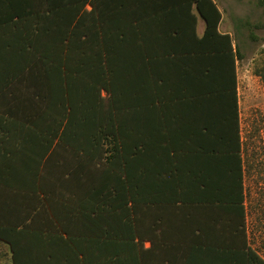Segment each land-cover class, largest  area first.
Here are the masks:
<instances>
[{
  "label": "crops",
  "instance_id": "1",
  "mask_svg": "<svg viewBox=\"0 0 264 264\" xmlns=\"http://www.w3.org/2000/svg\"><path fill=\"white\" fill-rule=\"evenodd\" d=\"M213 1L221 13L218 31L232 37L234 48L236 28L225 20L223 10ZM86 8L91 6L87 4ZM114 15L124 16L120 11ZM135 15L139 19L147 18V24L139 20V31L149 32L151 36L167 31V40L159 37L155 42L149 38L147 48L153 50L187 51L194 42L193 31L200 37L206 26L195 6L190 12L184 9L152 14L139 6ZM140 44L146 47V42ZM183 53L173 55L178 58L167 63L159 62L161 73H165L160 77L165 82L157 81L154 88L167 98L169 106L137 113V137L144 139L136 141L137 185L91 189V192L121 195L116 208L109 207L106 198L104 217H97L99 221L81 219L74 214L65 216L68 191L64 164L70 159L78 160L79 154H70L65 143L55 136L58 111L52 119L53 109H48L34 94L33 86L26 79L18 77L15 67L21 60L0 57V227L24 226L39 233L26 236L30 244L40 242L45 264H80L81 252L76 256L71 251L70 240L79 243L88 264H111L113 247L107 242L110 238L97 235V224L109 231L115 226L126 231L129 226L133 234L123 240V254L116 264H263L264 251L256 249L248 230L238 59L235 77L242 191L238 185L233 188L203 185L208 176L219 175L225 160L234 158L233 154L220 150L223 141L216 138L207 141L208 136L204 137L203 132L208 127L223 126L225 120L232 124L234 117L231 108L220 106L218 100L211 106L192 104L193 91L199 85L191 81L190 60L183 59L187 52ZM229 143L235 146L234 141ZM210 144L215 145V154L206 152ZM82 178V173L75 175V186L73 177L72 193L80 191ZM129 192L136 194L133 204L124 202V195ZM127 207H130L128 216ZM86 224L88 235L81 234ZM64 226L71 236L65 234ZM11 261V246L0 236V264Z\"/></svg>",
  "mask_w": 264,
  "mask_h": 264
},
{
  "label": "trees",
  "instance_id": "2",
  "mask_svg": "<svg viewBox=\"0 0 264 264\" xmlns=\"http://www.w3.org/2000/svg\"><path fill=\"white\" fill-rule=\"evenodd\" d=\"M259 4L264 5V0H259ZM139 6L151 14L184 9L190 12L195 6L206 23L204 33L199 37L193 31L194 42L187 51L147 48L149 38L156 42L159 37L167 40L168 35L167 31L158 36L139 31V20L147 24V18L135 15ZM119 11L124 16L114 15ZM192 17L195 28V14ZM220 19V10L213 0H0V57L21 60L15 67L18 77L26 79L34 94L48 109H53L52 119L58 111L55 136L65 143L70 154H79L78 160L70 159L64 164L65 186L69 188L64 201L65 216L74 214L99 221L104 217L106 198L107 205L116 208L121 195L91 189L137 185L136 141H144L137 137V113L169 106L167 98L160 96L154 85L159 80L165 82L160 77L165 73H161L159 62L174 60L179 52H187L183 59L190 60L191 81L199 85L193 91L192 104L211 106L218 100L220 106L231 108L234 117L233 126L225 120L223 126L208 127L203 132L207 141L214 138L223 141L220 150L234 155L225 160L218 176H208L203 185L209 188L238 185L242 191L235 77V60L242 57L239 43L236 41L233 48L232 37L218 31ZM142 42H146V47ZM257 74L264 79V68ZM231 141L235 146H231ZM205 149L210 155L216 152L212 144ZM77 173L83 175L79 180L80 191L72 193L71 182L74 177L77 186ZM124 196L125 203L135 202V193ZM127 208L128 216L130 207ZM66 227L65 234L71 236ZM95 227L97 235L110 238L107 241L113 247L110 263H119L122 242L132 234L129 226L126 231L119 226L111 231L98 224ZM84 228L81 234L88 235V225ZM27 234L39 235L24 226L0 227V236L11 246L10 264H45L40 242L34 241L30 246ZM68 244L76 256L81 252L79 263L88 264L79 243L70 240Z\"/></svg>",
  "mask_w": 264,
  "mask_h": 264
},
{
  "label": "rangeland",
  "instance_id": "3",
  "mask_svg": "<svg viewBox=\"0 0 264 264\" xmlns=\"http://www.w3.org/2000/svg\"><path fill=\"white\" fill-rule=\"evenodd\" d=\"M225 20L236 28L241 132L246 166L248 230L256 249L264 251V5L259 0H216ZM106 96V92H102Z\"/></svg>",
  "mask_w": 264,
  "mask_h": 264
}]
</instances>
